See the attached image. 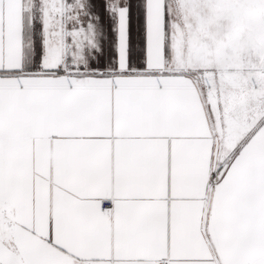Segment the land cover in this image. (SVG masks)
<instances>
[{
	"label": "snow or ice",
	"instance_id": "snow-or-ice-1",
	"mask_svg": "<svg viewBox=\"0 0 264 264\" xmlns=\"http://www.w3.org/2000/svg\"><path fill=\"white\" fill-rule=\"evenodd\" d=\"M0 264H264V0H0Z\"/></svg>",
	"mask_w": 264,
	"mask_h": 264
}]
</instances>
